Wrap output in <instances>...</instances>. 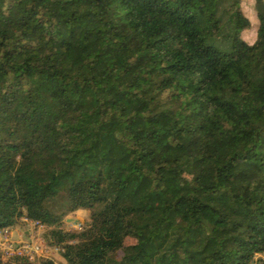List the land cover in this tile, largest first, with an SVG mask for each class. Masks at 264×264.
Returning a JSON list of instances; mask_svg holds the SVG:
<instances>
[{
	"label": "trees",
	"instance_id": "trees-1",
	"mask_svg": "<svg viewBox=\"0 0 264 264\" xmlns=\"http://www.w3.org/2000/svg\"><path fill=\"white\" fill-rule=\"evenodd\" d=\"M255 2L248 41L240 0H0V227L67 264H264Z\"/></svg>",
	"mask_w": 264,
	"mask_h": 264
},
{
	"label": "built area",
	"instance_id": "built-area-1",
	"mask_svg": "<svg viewBox=\"0 0 264 264\" xmlns=\"http://www.w3.org/2000/svg\"><path fill=\"white\" fill-rule=\"evenodd\" d=\"M21 225L24 227L18 231L19 241L12 240V232L10 228L0 227V263L14 262L15 259H25L33 264H41L42 260L49 259L57 264L51 256V247L61 254L62 249L59 246H50L46 243L44 237H41L42 230L48 227L38 220L28 217L21 218ZM69 231L80 230L82 224L80 222H72L69 220ZM28 237H31L28 239Z\"/></svg>",
	"mask_w": 264,
	"mask_h": 264
},
{
	"label": "rangeland",
	"instance_id": "rangeland-1",
	"mask_svg": "<svg viewBox=\"0 0 264 264\" xmlns=\"http://www.w3.org/2000/svg\"><path fill=\"white\" fill-rule=\"evenodd\" d=\"M240 6L244 12V14L250 19L251 22V26L247 29H244L243 31H241V35L242 37H244L245 39H247L248 41H252L253 38V34L256 28V11H257V6H256V2L255 0H240ZM70 219L72 222H80L83 225H86L87 222L89 221V212L88 210L85 209H78L74 212L69 213L67 216H65V218L63 219V221L60 223V227H62L65 230H68L69 227H71L68 222ZM24 226L21 224H16L13 226H9L7 228L11 229V232L13 234L12 236V240L13 241H19L21 238H27L26 236L23 237H19L18 235V231L21 230ZM41 237H44V239H47V231L42 230V232L40 233ZM31 237H28V239ZM133 239H126V243L132 242ZM47 242V241H46ZM51 256L54 261L57 264H67L65 258L58 252H55V250L53 249V247H51ZM259 257H262L263 261H264V254H260L258 255Z\"/></svg>",
	"mask_w": 264,
	"mask_h": 264
},
{
	"label": "water",
	"instance_id": "water-1",
	"mask_svg": "<svg viewBox=\"0 0 264 264\" xmlns=\"http://www.w3.org/2000/svg\"><path fill=\"white\" fill-rule=\"evenodd\" d=\"M68 220H70V219H68Z\"/></svg>",
	"mask_w": 264,
	"mask_h": 264
}]
</instances>
